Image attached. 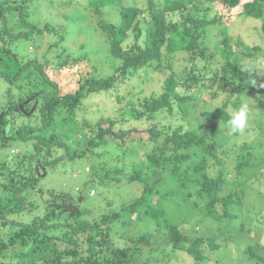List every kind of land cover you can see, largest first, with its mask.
<instances>
[{
  "label": "trees",
  "instance_id": "1",
  "mask_svg": "<svg viewBox=\"0 0 264 264\" xmlns=\"http://www.w3.org/2000/svg\"><path fill=\"white\" fill-rule=\"evenodd\" d=\"M28 1L0 0V82L4 84L3 89L0 88V150H10V142L15 143L16 148L23 144L25 149L20 155L9 154L0 162V194H9V202H19L14 207H10L9 202L2 205L0 197V264H132L136 254L139 255L137 244L149 245L152 235L146 232L131 237L127 240L130 245L116 248L112 245L110 233L113 224L120 219L127 223L137 215L146 225H151L162 234L158 248L153 247L158 249V253L169 256L172 252L181 251L196 264H205L210 258L204 249H219L216 241L221 237L227 241L229 236L226 234L236 225L229 230L225 226L246 219L241 210L242 207L247 208L243 205L245 190H239L237 180L242 178L245 183L255 179L256 185L264 177V133L258 126L251 128L250 123L243 135L232 132L228 125L231 115L225 110L227 103L212 110L204 108L201 112L202 121L223 125L218 132L210 134V143L200 139L190 128H160L154 124L147 127L145 122L151 124L158 116L174 111H182L184 117H189L188 107L192 103L194 106L200 103L194 99V91L209 88L204 83L203 72L193 67L197 57L213 64V77L219 79L220 91L225 93L227 86L235 85L230 96L236 93L237 84L241 82V79L238 82L235 80L239 78L237 60L252 58L256 66L261 63L264 66V48L259 44L260 37H257L258 43L245 45L241 38L232 42L226 29H219L220 40L215 50L202 47L207 28L220 24V18L214 16L209 19L206 13L199 16L197 12L183 15L186 5L198 10L200 6L220 3L230 15L261 20L264 34V0H146L142 5L134 0H112V5L108 0L92 1L97 7L103 6V3L114 6L117 24L98 22L96 26L104 35L106 52L113 66L115 61L118 66L114 67L110 77L101 80L85 78L73 93L62 95H59L57 84L45 75L41 65L35 62L22 65L13 52L18 40H26L34 32L35 26L28 22ZM146 10L149 15H144ZM175 14L182 17L180 21L172 19ZM43 29L60 40L64 39V31L60 32L56 27L44 25ZM41 31L38 30L39 35ZM129 34H133V43L126 42ZM177 52L187 54L188 62L193 65L189 70L184 69L181 77L170 72L164 79L165 90L159 97L146 94L143 88L134 92L128 86L138 71L162 69L164 59L168 61L166 68L172 69L171 61L176 59ZM84 59L81 56L73 62ZM63 64L66 62L58 67ZM32 68L30 72L35 73L31 75L33 80L26 84L18 82L24 71ZM242 82V91L253 90L262 98L260 104L264 109V68L250 74L247 80L242 79ZM112 90L116 103L125 102L123 109L117 111V116L115 114L93 124L79 121L87 150L111 145L118 152L117 163L112 167H103L97 174L93 170L89 173L95 176L93 183L104 185L110 181L118 183L121 188V172L117 169L127 159L136 163L140 153V156L145 155V160L153 168L154 180H146L139 170L134 169L127 181L139 182L142 193L123 202L120 210L111 205L109 213L91 221H81L79 211L59 214L58 207L54 205H47V211L42 212L39 211L40 206L24 205L22 193L35 187L38 181L32 166L36 158L53 168L65 162L75 163L84 157L83 152L74 151L68 152L71 156L67 160L59 157L48 161L54 145L68 151V147L62 145L55 135L46 132L55 120L54 115L64 109L70 114L65 118L67 122L79 111L85 114L99 111L87 105L88 99ZM121 91H124V96L120 95ZM215 93L218 90H213L211 95ZM173 94L176 95L174 99ZM34 105L36 112L29 113ZM85 130L87 139L83 133ZM226 133L230 135L225 137ZM238 136L243 137L241 143L236 140ZM160 140L164 143L160 144ZM199 146H202L201 152ZM229 164L234 165L235 172L231 180L227 179ZM207 169L210 172H206ZM1 177H6L5 182H1ZM8 179H11L9 183ZM166 182L169 188L162 191ZM156 195L160 198L155 200ZM259 200L264 201L262 197ZM7 212L30 215L32 218L29 224L15 222L6 218ZM247 213H250L248 208ZM184 214L185 217L190 215L188 225L183 224L188 220L182 217ZM193 221L195 226L191 225ZM209 222L216 225L210 226ZM250 249L255 248L252 246L246 251L249 259L256 264H264V252Z\"/></svg>",
  "mask_w": 264,
  "mask_h": 264
},
{
  "label": "rangeland",
  "instance_id": "2",
  "mask_svg": "<svg viewBox=\"0 0 264 264\" xmlns=\"http://www.w3.org/2000/svg\"><path fill=\"white\" fill-rule=\"evenodd\" d=\"M92 1L98 2V0L28 1V8L26 7L30 10V20L28 22L33 23L32 25L35 26L34 32L26 40H18L13 52L22 65L31 62L41 65L45 75L57 84L59 95L73 93L85 78L94 77L98 80L108 78L114 73V67L118 66L116 61L115 66H113L109 53L106 52L107 43L105 42L104 35L101 29L96 26L98 22L117 24L118 17L116 11L114 10V6L107 5V3H103V6L98 5L97 7L96 3L93 2L94 4H92ZM128 1L132 2L133 0ZM134 1L138 2V5H142L145 4L146 0ZM108 2L111 5L113 4L112 0H108ZM186 7L183 15L188 12H197L199 16L206 13L209 19L214 16L220 18V24L207 28L205 32L206 39L202 47L209 48V51H214L215 47L219 45V29H226L227 35L231 38L232 42L237 38H241L245 45L258 43L257 37H260L261 42L259 44L264 48V34L261 30V20L242 19L239 15H230L220 3L200 6L198 10L193 9L189 5H186ZM144 15H149L148 10H146ZM181 18L178 14L172 17L174 21H180ZM44 25L56 27L60 32L61 30L64 31V39L60 40L51 33L44 31ZM39 29L42 30L41 35L38 34ZM126 42L133 43V34L128 35ZM54 43H56L55 46H53ZM81 56L85 59L76 63L73 62V59H78ZM175 57L176 59H172L171 61L172 69L168 70L166 68L168 61L164 59L162 69L158 71L151 68L145 71L140 70L131 78L128 86L134 89V92L143 88L146 94L152 93L155 98L159 97L165 90L163 85L164 79L170 75V72H175L181 77L184 75L183 70H189L193 65L188 62V55L185 53L177 52L175 53ZM262 59L264 60V58ZM64 61L66 64L58 67ZM195 63L196 65H193V67L196 66L197 70L203 72L204 83L209 87L208 90L201 89L194 91L193 97L194 99H198L200 103L196 106L192 103L188 107L189 117H184L182 111H174L171 114L164 113L158 116L151 124H149V121H146L147 127L154 124L160 128H190L200 139L210 143L212 139L210 134L218 132V130L223 128V125L216 124L214 121L210 123L202 121L201 112L204 108L212 110L227 103L225 110L231 115L242 104H247L249 107L248 123L252 125L251 128L258 126L259 130L261 129L264 133V109L260 104L262 98L255 94L253 90L248 92L241 89L244 84L242 79L247 80L250 74L261 71L264 68L263 64L261 63L256 66L252 58L237 60L239 78L235 80L238 82L241 79V82L237 84L236 93L230 96L235 85L227 86L225 93L220 91V81L218 78L214 79L213 77L215 72L213 64L207 63V59L205 60V58L200 57L195 59ZM30 71H33V68L25 70L18 82L21 84H26L28 81L31 82L34 78L31 75H35V73H31ZM26 75L30 76L26 77ZM225 81L228 82L227 79ZM3 87L4 84L0 82V88L3 89ZM213 90H218V93H215L214 96L211 95ZM102 94L93 96L87 101V105L90 108L99 109V111H92L87 114L79 111L71 121L67 122H65V118L69 117L70 114L64 109L54 115L55 120L51 122L46 132L50 135H55L62 145L68 147V151L66 152L63 148L54 145L53 149H50L51 157H47L48 161L50 162L59 157L67 160L68 156H71L70 153L74 151L83 152L84 157L75 163L69 164L65 162V164L62 163L53 168H51V165L49 167L45 166L42 159L38 160L36 158L35 162H32V166L34 174L38 176V181L35 187H33L34 189L27 188L22 193V197L24 198L22 203L24 205L27 207L32 204L40 206V212L43 210L47 211V205H54L58 207L59 214L66 211H79L81 221L85 219L91 221L103 213H109L111 205L113 208L120 210L123 202L133 195L138 196L142 193L143 188L139 182L134 181L129 183L127 181L134 169L139 170L146 180H154L153 168L145 160V155L140 156V153L136 157V163L127 159L126 163L117 169L119 173L121 172L120 177L123 183L121 188L118 186V183L110 181L104 185L93 183L95 176H91L89 173L93 170L97 174L103 167H106V169L112 167L113 164L117 163L116 157L118 152L111 145H106V147L97 150H87L86 141L83 140L82 136L83 127L80 122L83 124L86 122L87 124H93L97 121L113 117L115 114L117 116L119 114L117 111L123 109L125 103L123 100L120 103L115 102L117 98H114V90L108 93L102 92ZM120 95L124 96V91H121ZM175 97L176 95L173 94L172 99ZM36 110V105H34L29 113L33 114ZM230 130L233 132L231 128ZM83 133L84 136L86 135L85 139H87L86 130ZM216 135L219 136V133ZM229 135V133H226L225 137ZM245 136L248 137L249 135ZM242 138L240 136L236 137L238 143L242 142ZM159 143L163 144L164 142L160 140ZM10 145L12 146L10 150H0V162L5 160L9 154L20 155L21 151L25 150L23 144L17 148L14 147L15 143L13 142H10ZM198 150L201 152L202 146H199ZM219 156L222 157V154H219ZM120 164L118 163V165ZM233 166V164L227 166L229 170L227 179L229 180L235 175ZM26 169L29 170V168ZM205 171L208 172L209 170ZM5 179L6 177H1V182H5ZM10 180H7L8 183ZM255 182L254 179L243 183V179L238 178L239 190L242 188L245 190L243 191V205L250 209V213H247V208L242 207L241 210L245 213L246 219L243 218L232 223V225L225 226L229 230L231 226L236 225L226 234V236H229L227 241L224 237L216 241L220 245L219 249L209 251L203 247L208 258H210L205 264H256L255 261L249 259V254L247 255L246 251H248L249 247L253 246L255 249L250 250L264 252V201L259 200V197L264 199V177L261 178L259 184L255 185ZM168 188L169 184L166 182L162 191L168 190ZM8 195L4 192L0 194L2 205H6L10 201ZM45 196H48V198H45ZM157 198H160L159 195L154 197L155 200ZM53 200H57V202L53 203ZM18 204V201L9 202L10 207H14V205L18 206ZM7 213L6 218L24 224H29L32 218L30 215L22 216L20 214ZM185 216V214L182 215L183 218L188 219V222L184 221L183 224L188 225L191 218L190 215ZM139 218V215H137L133 219L131 218L132 220H127V223H123L120 219L116 224H113V229L110 233L112 245L116 248L127 246V240L131 237H138L146 232L152 235L149 245H145L142 242L137 244L140 247L139 255L136 254L132 264H137V262L140 264H155L156 262V264H196L185 252L175 251L168 256L167 253L160 254L158 253V249H153V247L158 248L159 239L162 234L157 233L151 225H146ZM207 224L213 225L211 222ZM191 225L195 226L194 221ZM15 229L14 227L13 230Z\"/></svg>",
  "mask_w": 264,
  "mask_h": 264
},
{
  "label": "clouds",
  "instance_id": "3",
  "mask_svg": "<svg viewBox=\"0 0 264 264\" xmlns=\"http://www.w3.org/2000/svg\"><path fill=\"white\" fill-rule=\"evenodd\" d=\"M248 120L249 107L247 104H242L238 110L232 112L228 125L235 133L243 135L248 127Z\"/></svg>",
  "mask_w": 264,
  "mask_h": 264
},
{
  "label": "water",
  "instance_id": "4",
  "mask_svg": "<svg viewBox=\"0 0 264 264\" xmlns=\"http://www.w3.org/2000/svg\"><path fill=\"white\" fill-rule=\"evenodd\" d=\"M45 198H48V196H45Z\"/></svg>",
  "mask_w": 264,
  "mask_h": 264
}]
</instances>
